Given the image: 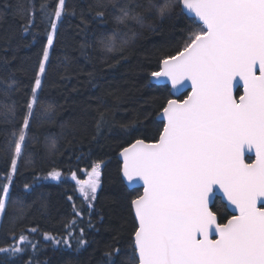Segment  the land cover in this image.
Segmentation results:
<instances>
[{
    "label": "snow or ice",
    "instance_id": "6c2138e0",
    "mask_svg": "<svg viewBox=\"0 0 264 264\" xmlns=\"http://www.w3.org/2000/svg\"><path fill=\"white\" fill-rule=\"evenodd\" d=\"M133 3L135 0H95L98 22L103 23L111 9L117 25L111 34L99 39L101 51L122 53L128 40L120 36V26H143L142 13L135 12ZM153 10L161 20L177 10L192 18L195 27L189 29L183 46L163 57L158 70L150 73L152 80L169 84L173 93L188 87L190 93L183 100L167 99L159 113L163 127L158 139H136L120 152L123 180L129 186L143 187L130 201L134 217V259L130 264H264V0H148L144 11ZM41 11L50 30L23 124L18 135L13 133L10 170L0 180V219L11 200V185L34 110H54L53 105L40 101L39 91L58 24L68 14L66 0H57L52 10L43 3ZM81 23L86 21L82 19ZM31 27L29 16L22 31L27 34ZM7 64L5 60L3 67ZM14 76L10 70L0 76V108L11 114L15 113L14 105L4 100L10 99L14 90ZM237 86L243 88L238 98L233 95ZM104 122V114L100 113L98 131ZM54 149L53 143L50 150ZM253 152L255 159L247 162L245 154ZM100 168V163H94L90 171L85 170L87 179L78 178L75 172L70 177L87 204L89 216L99 187ZM45 178L59 181L61 172L54 169ZM30 187L25 184V192ZM217 193H222L226 206L233 209L226 223L218 221L211 207ZM73 210L75 216L82 217L75 205ZM75 223L73 220L67 226V237L62 240L48 233L43 239L71 249L68 237H72ZM13 239L15 243L0 247L4 257L0 264H15L28 248L38 250V245L23 234ZM86 243L81 229L76 251ZM104 255L106 264H116L120 249L112 248ZM26 264H34L33 258Z\"/></svg>",
    "mask_w": 264,
    "mask_h": 264
},
{
    "label": "trees",
    "instance_id": "16d2710c",
    "mask_svg": "<svg viewBox=\"0 0 264 264\" xmlns=\"http://www.w3.org/2000/svg\"><path fill=\"white\" fill-rule=\"evenodd\" d=\"M56 2L0 0V76L10 70L16 81L10 99L4 100L14 105L15 113L0 108V180L10 170L13 133L18 135L23 124L35 73L47 43L49 21L41 11V4L47 3L52 10ZM66 5L68 14L58 24L39 91L40 101L53 105L54 110L45 113L37 107L30 120L23 155L11 185V200L0 223V247L15 243L13 236L23 234L38 245V250L28 248L16 258L15 264H26L30 257L34 264H106L104 253L112 248L120 249L116 264H130L134 259L130 201L140 191H129L124 186L117 156L136 139L146 142L158 139L163 125L156 117L171 96L167 87L149 83L150 73L158 70L163 57L175 54L183 46L189 29L195 25L179 10L161 20L155 10L144 11L148 0H135L131 7L142 13L143 26H120V36L128 44L122 53L112 54L101 51L98 44L101 37L117 27L112 10L106 12L104 22L100 23L95 18V0H66ZM29 16L32 27L25 34L22 29ZM184 98L185 95L180 100ZM100 113L104 114L105 122L98 131ZM53 143L55 149L50 150ZM94 163L101 164V180L89 216L87 204L77 196L70 177L75 172L84 179L85 170L90 171ZM54 169L61 172L59 181L45 178ZM25 184L31 186L27 192ZM74 205L82 217L75 216ZM213 211L221 223L229 216L218 199ZM73 220L76 223L71 227L72 237H68L71 249L43 239L45 233L58 240L67 237V226ZM31 228L37 231L30 232ZM81 229L87 243L76 251ZM3 259L0 254V260Z\"/></svg>",
    "mask_w": 264,
    "mask_h": 264
},
{
    "label": "water",
    "instance_id": "95a60500",
    "mask_svg": "<svg viewBox=\"0 0 264 264\" xmlns=\"http://www.w3.org/2000/svg\"><path fill=\"white\" fill-rule=\"evenodd\" d=\"M183 15L186 16L187 18H189V19L192 20V18H191L190 16H188L187 13H184ZM149 83H150L151 85H153V86L167 87V88L170 90V96H171V99H179V100H180L181 97H182L183 95H185V98H186V96L190 93V87L185 88V89L181 90L180 92L173 93V91H172V89H171V86H170L169 84H167V83H165V82H157V81H154V80L151 79V77L149 78ZM242 92H243V88L240 87V86H237V87H234V88H233V95H234V97H236V98H238L239 95L242 94ZM156 121H157L158 123H161V124L163 125V121L159 118V114H158L157 117H156ZM129 146H130V145H129ZM129 146H128V147H129ZM247 158H251V159L254 160V159H255V154H254V152H253V153H246V154H245V159H247ZM117 160H118V162L120 163V178H121V180H122L124 186L126 187V189L129 190V191H132V190H140V191L142 192V191H143V187H142V185H132V186H129V185L127 184V182L123 180V177H122V175H121V168H122V165H123V159L120 157V153H119L118 156H117ZM216 199H218V200L224 205V207H225L227 213H228L230 216H231L232 214H234V213H233V209H232L230 206H226V205H227V201L224 200L222 193H217L216 196L213 198V203H212V205H211L212 209H213V205H214V202H215ZM132 214H133V213H132ZM133 218H134V217H133ZM217 218H218V217H217Z\"/></svg>",
    "mask_w": 264,
    "mask_h": 264
},
{
    "label": "rangeland",
    "instance_id": "374dc122",
    "mask_svg": "<svg viewBox=\"0 0 264 264\" xmlns=\"http://www.w3.org/2000/svg\"><path fill=\"white\" fill-rule=\"evenodd\" d=\"M100 170H101V168H100ZM84 179H87V175H85ZM100 180H101V177H99V187H98V189H97V192L99 191V188H100ZM71 181H72V180H71ZM72 183H73V185L75 186V190H76L77 196L80 197L81 199H83V198L81 197L79 191L77 190V187H76V185H75V182L72 181ZM97 192H96V195H97ZM85 203H86V202H85ZM1 220H2V219H0V223H1Z\"/></svg>",
    "mask_w": 264,
    "mask_h": 264
},
{
    "label": "flooded vegetation",
    "instance_id": "af4514ba",
    "mask_svg": "<svg viewBox=\"0 0 264 264\" xmlns=\"http://www.w3.org/2000/svg\"><path fill=\"white\" fill-rule=\"evenodd\" d=\"M251 160H253V159H251V158H247V159H246L247 162H251ZM225 210H226V209H225ZM228 215H229V214H228ZM229 218H231L230 215L227 217V219H229ZM227 219H226L223 223H226V222H227ZM218 221H219V219H218ZM219 222H220V221H219Z\"/></svg>",
    "mask_w": 264,
    "mask_h": 264
}]
</instances>
